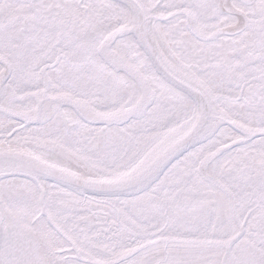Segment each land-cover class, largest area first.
<instances>
[{
	"label": "snow or ice",
	"instance_id": "6c2138e0",
	"mask_svg": "<svg viewBox=\"0 0 264 264\" xmlns=\"http://www.w3.org/2000/svg\"><path fill=\"white\" fill-rule=\"evenodd\" d=\"M0 264H264V0H0Z\"/></svg>",
	"mask_w": 264,
	"mask_h": 264
}]
</instances>
